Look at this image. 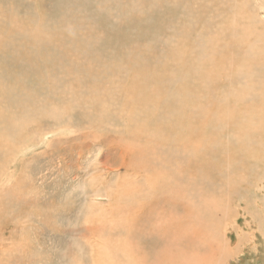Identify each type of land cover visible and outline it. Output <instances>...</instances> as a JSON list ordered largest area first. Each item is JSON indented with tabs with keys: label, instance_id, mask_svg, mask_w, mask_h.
I'll return each instance as SVG.
<instances>
[{
	"label": "rangeland",
	"instance_id": "1",
	"mask_svg": "<svg viewBox=\"0 0 264 264\" xmlns=\"http://www.w3.org/2000/svg\"><path fill=\"white\" fill-rule=\"evenodd\" d=\"M118 1L120 4L117 9L122 11L126 1ZM136 1L127 0L125 5L130 7V3ZM146 1L149 2L145 0L143 5L135 3L139 13L137 11L134 13V18L124 22L110 4L109 14L102 19L92 15L86 16L82 12V17L74 23L70 22V28H67L73 35H85L90 38L85 40L86 38L82 36L85 39H80L84 45L82 51L76 48V39L72 36L71 39L66 40L64 36L60 39L59 35L49 33L33 40L34 43L42 44L46 49H54L61 53L65 51V55H62V59L51 67L53 71L51 74L55 77L53 81L58 82L55 89H49L43 82L39 87L37 80L32 76L28 78L34 84L32 87H38L37 96L43 99L42 108L49 114L35 117V121L29 125L32 127H27L29 133L23 136L24 140L23 138L18 140L12 150L8 151L9 146H0V201H2L0 202V264H139L140 259L144 264H154L156 256H161L164 248L158 246L142 249L143 244L138 243L134 233L133 224L137 222L138 212L133 208L135 205H140V202H144L145 199H142V196L145 194L150 198L162 195L156 185V182L163 181L164 177V171L159 168L165 170L164 165L170 164L169 170L173 171L176 165H188L189 160H194L196 164L212 161V165L204 172H192L196 182L193 177L187 175V171L183 173L180 170L172 172L171 179L166 182L168 185L171 184L172 189L179 184L190 183V186L184 188L190 190L189 194H196L202 187V192L206 195L201 196L198 201H193V196H189L192 198H189L187 202H196V206L200 208L199 218L197 217L194 226L199 235L204 237L205 244L204 246L196 244L199 236L191 248L186 244L178 245L172 242L171 251L179 253L182 252V248H187L188 251L183 254L184 264H264V85L261 93L255 88L257 81H254L257 79L264 81V69L261 67L264 65V12H261V7L256 0H244L246 7L241 4V0H150L152 3L145 5ZM147 13L155 16L145 18ZM200 18L204 20L201 19L202 21L199 22ZM137 19L138 22L135 23L142 25L141 27H149L150 30L141 31L132 22ZM154 23L156 26L152 29L151 25L153 26ZM203 27L210 29V35L207 31L209 36L207 39L213 36L215 38L217 35L211 40L216 45L219 43L218 46L221 42L223 43L222 37L217 34L220 30L223 34H228L233 27H238L240 33L250 28L252 30L248 29L247 32L250 38L247 33L241 36L243 39L239 38L240 48L244 51L242 55L245 56L249 50L263 49L260 54L257 52L250 54L251 58L258 60V63L252 66L251 82L237 77L232 69L226 70L227 77L236 84V92L239 93L243 89L249 94L262 95L252 100L260 122L252 129L250 138L244 130L248 121L246 112L240 107L239 111L236 110L234 125L224 126L223 123L215 122L217 106L207 103L209 95L205 94L210 92L211 87L205 93L201 92L197 95L185 92L184 88L191 87L193 80L196 79L193 77L196 75L192 71L179 67L173 58L168 57L172 49L184 44V39L186 41L191 39L188 43L193 44H190L193 52L208 53L213 47L204 50L207 48L206 45H199L202 35L203 37L204 34L206 35L207 28L198 30ZM151 30L155 31L151 32ZM193 31L202 33L199 35L200 33H193ZM104 33L106 38L103 36ZM193 40L198 45L195 50ZM92 45L96 47L89 48L92 54L84 55L87 46ZM250 45L251 49H249ZM117 48L119 52L125 53V56L117 55L118 53L114 52ZM135 52L141 60L148 61L150 71L152 68H162L168 73L175 74L166 79L157 78L149 72L146 78L141 75L140 85L144 82L143 88L149 86L148 82L154 83L153 85L150 83L149 88L142 89L141 96L145 100L132 96L130 82L126 81L129 73H132L127 67L126 56ZM110 57L121 60L113 65V83L110 84L108 81L95 83V74L104 73L106 67H102L108 65ZM90 58L93 62L90 60L89 65L86 62H89ZM0 61L4 70L3 76L0 77L1 82L24 69L20 65L15 67L9 51H0ZM43 62L45 60H41V63ZM78 64H81V67H78ZM116 66L123 67L119 76L116 75ZM42 68L43 64H40V70ZM179 69L181 71H178ZM260 72L263 74L260 75ZM91 74H93L92 78ZM220 80L222 79H218V84ZM186 81L187 84H185ZM222 81L223 88L229 90L225 80ZM28 83L23 82L18 89L13 87V90L22 96V89L28 87ZM90 84H94L93 89L96 84L102 93L92 98L88 91ZM151 86L153 92L149 91ZM71 88L75 92L71 91ZM214 90L217 94H221L216 88ZM144 92L150 96L143 94ZM167 94L173 95L170 97ZM177 94L188 97L193 102L207 98L206 103L203 104L208 106L207 115H202L198 121L193 120L196 122H191L192 133L189 131L188 137L184 141H176V144H173L176 128L164 130L163 126H159V129L163 128L159 135L160 156L153 160L147 156L148 160H146L150 162V165L140 160L138 163L136 159L133 163L134 156H129L124 151L125 147L121 145V142L125 141L119 138V132L125 133V129L127 131L130 128V124L126 125L124 117H122L123 121H119L115 116L123 114L128 119L127 116L131 115L129 121H133L134 118L136 121H145L148 119L150 106L153 101H156L157 109L155 108L154 115L152 113L150 118L158 121L160 116L169 114L161 110L163 102L177 99L180 97ZM152 95L155 98L151 97ZM136 98L138 101L135 100ZM213 98H215L214 95ZM98 99L101 101L98 102ZM177 102H174L173 108ZM94 105L96 108H92ZM39 106L40 104H37L36 108ZM144 106H148V110H145ZM60 108L64 111L61 112ZM136 109L139 110L136 112ZM57 110L58 113H56ZM52 111L55 116L50 114ZM187 111L195 116L197 109H187ZM180 118L177 124L183 125V118ZM200 125H203L204 129L201 130ZM213 125L216 126L213 127ZM218 125L224 127L225 132L221 136L214 133ZM143 136L145 137V133ZM218 139L221 140L219 145L215 143ZM230 144L238 145L240 148L229 149ZM143 145H140L141 154L145 151L142 148ZM248 145L249 147H244ZM194 147L198 155L197 158L190 159L191 155L187 154L183 148L193 149ZM173 160L177 164L172 165ZM198 174L201 178H198ZM172 176L176 177L175 182L172 181ZM195 213L196 211L191 212L192 215L184 216L185 219H183L190 221ZM174 214L177 217L168 216V214L163 217L172 219L179 217L178 220L183 217L182 212ZM154 217L162 219V217ZM153 219L150 218L149 221ZM144 220L147 224L149 223L147 219ZM192 227L186 225L182 227L180 224V234L190 232ZM171 233L173 231L168 228L163 237L167 240ZM169 255L172 256V252L163 259L168 261L177 257H169Z\"/></svg>",
	"mask_w": 264,
	"mask_h": 264
},
{
	"label": "bare ground",
	"instance_id": "2",
	"mask_svg": "<svg viewBox=\"0 0 264 264\" xmlns=\"http://www.w3.org/2000/svg\"><path fill=\"white\" fill-rule=\"evenodd\" d=\"M124 1H126V2H124L123 10L119 11L117 9V6L120 4V3H118L119 2L118 0H36L35 2H33V0H30V1L29 0H0V51H9L12 54L15 67H17L18 65H20L21 67H24V69L22 71L16 72L11 77H9L8 79H6L2 82L0 81V146H3V145L9 146L8 151L12 150L14 148V146L16 145L15 143L18 140H21L22 138L24 140L23 136H25V134L29 133V131L27 130L28 129L27 127L35 121V117H41L43 115L49 114L47 111H45L42 108L43 99L38 98V96H37L38 95L37 94V92H38L37 88L38 87L37 86L35 88L32 87L34 84L32 83V81H29L28 78L30 76H32L33 79L37 80L39 85L41 84V82H43L44 85L47 86L49 89H55L58 82L53 81L55 79V77L53 76V74H51V72H53V71H51V67H53L54 64H57V62L60 59H62V55H65L64 54L65 51H64V53H61V52L55 51L54 49H46L42 44L34 43L33 40L37 39L38 37L42 38L43 36H45L49 33H51V35L53 34L55 36L59 35L60 39H61V37L64 36V38H66V40L71 39V36H72L76 39L75 40L76 48H78V50L82 51V47L84 45L80 39L86 38L85 40H89L90 38L85 37V35L84 36L83 35H73V34L69 33L67 28H70L69 27L70 22L73 21L72 23H74V22L78 21L82 17V12H84L86 16L92 15V16L96 17L97 19H102L109 14V11H110V10H108L109 4L111 7L112 6L114 7L116 13L122 18L123 22L129 21L128 19L135 17L134 13H136L137 11L139 13V8L136 7L135 3L141 5L142 3L145 2V0H137L135 3L134 2H132V4L130 3V7H129V5H125V3H127V0H124ZM148 1L149 2L146 1L147 3H145V5L148 3H152V1H150V0H148ZM256 2L258 5H260L261 12L262 11L264 12V0H256ZM245 3H246V1L241 0V4L246 7ZM215 9H216V7H215ZM218 12H217V14H219ZM241 13H242V11H241ZM146 16L154 17L155 15L147 13V14H145L144 17L146 18ZM161 18H163V17H161ZM207 18H206V20H207ZM201 19L202 18H200V20L198 19L199 22L204 20V18L202 20ZM152 20H154V19H152ZM143 21H144V19H143ZM222 21H223V18H222ZM132 22H134V23L138 22V19L134 20ZM196 22H198V21H196ZM204 22H206V21H204ZM224 24H223V26H224ZM135 25H137L141 31L150 30L149 27H141L142 25L137 24V23H135ZM154 26H156L155 23L153 26L151 25L152 29H155V28H153ZM236 26H237V24H236ZM238 27H233L228 34H223V31L222 30L219 31V28H217L219 31V33H217V34L220 35L223 39L222 40L223 43L221 42V45H219V46H218L219 43L216 45L214 43V41L211 40V39H215L217 35H215V38H213L214 37L213 36L214 34H213L212 35L213 37L211 39H207L209 37L207 34V31H209L208 33L210 35V29H208L206 27L207 28L206 35L204 34V37L202 35V38H201L202 40L200 41V43H199V41H197V43H199L200 46L206 45L207 48L204 50H207V49L213 47L206 54H203L201 52L197 53V51H194V52H196V54H193L194 53L192 51L193 47H191V45H190L192 43H190V44L188 43V41H190L191 39H189L190 38L189 37L188 38L189 40L186 41L184 39L185 38V36H184L183 37L184 42L183 41L182 42L184 44L186 42V44L185 45L183 44L182 46L180 45V47L177 46L176 49H172L171 54L168 56V57L173 58V60L178 63L179 67H181V68L183 67V69L185 68L187 71H192V73H194L196 75V77H193L196 79L193 80L191 87L186 86L187 88L185 87L184 91L189 93V94L195 93L197 95V93H201V92L205 93V91L209 90L210 89L209 87H211L210 92L205 93V94L207 96L209 95V97H208L209 101L212 100L213 101L212 103L207 101V98H201L200 100L193 102L190 98L185 97L181 94H177L178 96H180V97H177V99H175V100L169 99L170 101L163 102L164 104L162 105L163 107L161 108V110H165L166 112H169V114L168 115L165 114L164 116L159 115L160 117L158 116L159 117L158 121L155 120L154 118H153L154 120H152L150 118V116H152V113L154 112V110L156 108V105H157L156 101H153V104L150 106V108L148 106H144L145 110H148V108H149V110H148L149 112L147 115L148 119L145 121H142V120L136 121L135 118H134L135 121L134 120L129 121L128 119H130L129 117L131 115L127 116L128 119L123 114H117L118 116L117 115L115 116L119 121H123L124 119L122 117H124L126 125L130 124V128L127 131L125 129V133L123 131L119 132V138H120V140L125 141V142H121V145H124V147H125L124 151L127 152L129 154V156H134V158L132 159L133 163H135L134 160L136 159V161H138V163H140V161H142V162H146V164L150 165V162L147 161L148 160L147 156L152 160L158 158L157 156L161 152V149H160L161 138H159L160 137L159 135H161V133H162L160 131L161 129H163V128H161L162 126L164 127V130H166L165 128H176V135L174 138L175 141L173 144H176V141H184L188 137L189 131H190V133H192L191 129H190L191 128V122H196L193 120L198 121L202 115L203 116L207 115V112H208L207 107L208 106L206 107L203 105L204 103H206V101L209 104H215L217 106V109H215V111H217V112H215V120H216L215 122H217L218 124L223 123L224 126L227 124H231V125L236 124L234 119H235V116L237 115V113L235 115V112H236V110L239 111V107H240L248 115V119H247L248 121H247V124H246L244 130L247 133L248 138L252 137V133H251L252 129L255 127V125H258L260 122L258 115L255 111V105L253 104L252 100H253V98H256V97L260 98V97H262V95L259 94L256 96L254 94H249L247 91H244L243 89H241L239 91V93L236 92V88H237L235 86L236 84L234 83V81L231 78L227 77L228 71H226V70L232 69V70H234L237 77H239L245 81L251 82L250 79H251L252 74H253V67L252 66L257 64L258 60L251 58L250 54L253 52H257L260 54V52H262L264 48L259 50V51H257V49L255 51L249 50L246 52L247 54L245 56H243L242 53H244V51L241 50L239 42H240V39H243V38H241V36L242 35L244 36V33H247L248 29H250V28H246V29H244V31H242V33H240V29ZM206 28H204V27L198 28V30L199 29L202 30V29H206ZM193 30H195V29L193 28ZM196 30H197V28H196ZM211 30H213V29H211ZM251 30L252 29H250V31ZM256 30H253V31H256ZM152 31H155V30H151V32ZM199 31L198 32L195 31V32L197 34L200 33L199 35H201L202 32H199ZM147 32L150 33V31H147ZM195 32L193 31V33H195ZM118 33L120 34L121 32H118ZM187 33L189 34V32H187ZM105 34L106 33L103 34L104 38H106ZM82 36L85 38H83ZM248 37H249V34H248ZM92 38H95V37H92ZM245 38H246V35H245ZM249 38H247V39L249 40ZM96 39H98V38H96ZM177 39H179V38H177ZM101 40H103V39H101ZM7 41H11V42L6 43ZM193 41H195V40H193ZM179 42H180V40H179ZM194 43H195V45H194V50H195V47H197L198 45L196 44V41ZM51 45H53V44H51ZM89 48L92 49V48H96V47L94 45H92L91 47L87 46V50L84 52V55H88V54L91 55L92 54L89 52V50H90ZM249 49H251V45L249 46ZM196 50H198V48ZM114 52L118 53L117 55L125 56V53L119 52L118 48H117V51L114 49ZM126 58H128L127 67L132 72V73H129V77L126 80V81L130 82V87L132 88V89H130V93L132 96L135 95L136 97L141 98L142 100H145L144 98H142L143 96H141L142 89H144L147 86H145L143 88L142 85L144 84V82H142L143 84L140 85V82H141L140 80L142 79V77L146 78L147 72L151 73L153 76L160 78V79H166L168 77L175 76V74L168 73L165 69H162V68H157V69L152 68V70L150 71L148 61L147 60H141L136 52L135 53H129L128 56H126ZM41 60H45V62L41 63ZM74 60H76V59H74ZM87 60H88V58H87ZM90 60H91V62H93L91 58L89 59V62H86L89 65H90ZM118 61H121V60L119 58L118 59H111V57H110L108 65H104L102 67V68L106 67V70H104V73L102 75L100 73L95 74V76H96L95 83L97 81H99L100 83L104 82V81H108L110 84L113 83V78H112L113 65L116 64V62H118ZM125 61H126V59L124 60V62ZM40 64H43L42 70H40ZM77 66L81 67V64H78ZM261 67L264 69V65ZM73 68H74V66H73ZM102 68H99V69H102ZM115 69H117L116 75L119 76V74L123 70V67L116 66ZM177 69H176V71H177ZM180 69L178 71H181ZM259 70L262 71V69H259ZM95 71H97V70H95ZM188 73H191V72H188ZM3 74H4V70L1 66V61H0V77L3 76ZM71 74H72V72H71ZM259 74L262 75L263 73L260 72ZM141 75H142V77H141ZM67 76H68V74H67ZM73 76H74L73 78H75V75H73ZM183 76H184V74H183ZM92 77H93V74H91V78ZM219 78H221L222 80H225V84L227 83L229 90H225L223 88L224 82L222 80H220L219 84H218ZM259 78H260V76H259ZM185 79H184V81H185ZM180 81H181V78H180ZM254 81H257L255 83V88L260 90V92L262 93L264 81L259 80V79L254 80ZM23 82H26V83L30 82V83H28L29 84L28 87L22 89V96H20L13 90V87L15 89H18L20 87L21 83H23ZM106 83L107 82H105V84ZM148 83L150 86L151 82H148ZM187 83L188 82L186 81L185 84H187ZM87 84H89V83H87ZM153 84L151 83V85H153ZM181 84L182 83H180V85ZM93 85L90 84L89 89H88L92 98H94L95 96H98V94L102 93L97 88L96 84H95V88L93 89ZM180 85H178V87ZM149 86L147 88H149ZM39 87H41V85ZM63 87L64 86L62 85V88ZM214 88H216L218 90V92L221 94L220 95L217 94L216 91L214 90ZM174 89H176V88L174 87ZM70 90L73 91L72 88ZM146 91H147V89H146ZM149 91L153 92L152 86H151ZM73 92H75V91H73ZM128 94H129V90H128ZM143 94H147V93L144 92ZM147 95L150 96L149 94H147ZM213 95L215 96V98H213ZM73 96L76 97L75 95H73ZM102 96H104V94H102ZM168 96H170V95H168ZM250 96H253V97H250ZM151 97L155 98V96H153V95ZM78 98H79V96H78ZM80 99H81V97H80ZM231 99H232V101H230ZM236 99H238V101ZM135 100L138 101L137 98ZM157 100H158V98H157ZM179 100H180V102H179ZM48 101H50V100H48ZM99 101H101V100L98 99V102ZM175 101H178L179 103L177 102V104L173 108V104ZM65 102L67 103L68 100ZM71 102H73V99H71ZM89 102H90V100H89ZM146 103H147V101H146ZM37 104H40V106L38 108H36ZM50 105H51V103H50ZM55 107H57V106H55ZM92 108H96V105H94ZM195 108L197 109V112L195 113V116H192L191 112L187 111V109H195ZM38 109H41V110H38ZM59 110H61V108ZM133 110H129V111H133ZM137 110H139V109H136V112H137ZM62 111H64L63 108H62L61 112ZM92 111H94V110H92ZM53 112L54 111H52L50 114H52ZM56 113H58V110ZM118 113H119V111H118ZM164 113H162V115ZM52 115L55 116V114H52ZM96 115H98V114L96 113ZM135 115H134V117H135ZM153 115H154V113H153ZM57 116H58V114H57ZM156 117H157V115H156ZM180 117L183 118V120H182L183 125L177 124V121ZM263 117H264V115H263ZM52 119H54V117ZM131 119H133V118H131ZM100 123H102V122H100ZM126 125H124V126H126ZM159 126H161L160 129H159ZM202 126H201V130L204 129V128H202ZM215 126L213 125V127H215ZM31 127L29 126V128H31ZM210 131L212 132V129H210ZM122 132L124 134H127V135L122 134ZM203 132H205V130ZM215 132H216L217 136H221L225 132L224 127H220L218 125L214 130V133ZM143 133H145V137L143 136ZM162 140H163V138H162ZM167 140L168 139L166 138V142H167ZM197 140H198V138H197ZM28 141H29V138H28ZM139 142H140V144H139ZM164 142H165V140H164ZM220 142H221L220 139L215 141V143L217 145H219ZM142 144H144L142 148H144L145 151H144V153L142 152V154H141L140 145H142ZM181 144H182V142H181ZM164 145H162V147ZM175 147H177V145ZM244 147L247 148V147H249V145L244 146ZM238 148H240L238 145H233V144L229 145V149H238ZM183 150L187 151V154L191 155L190 159H193V157H196L198 155V151L195 150V147L193 149L183 148ZM178 152H176V153H178ZM170 153H171V151H170ZM192 161L195 165H193ZM181 162H182V160H181ZM211 162L196 164V162L194 160H189L188 165L187 164L181 165V166L176 165V169L173 171L169 170L170 164H165L164 165L165 170H162V168H159V169H161V171H164L163 172L164 173L163 181L156 182V185L159 189V192L162 195L153 196L150 198L149 195L147 196L146 194L145 195L142 194L143 195L142 199L143 198L145 199L144 202L142 203L139 200L140 205L138 204V205L134 206V208H133L134 211L138 212L137 213L138 216H136L137 220L135 219L137 222H136V224L135 223L133 224L134 233H135V237L137 238L138 243L143 244L142 249L150 248V247H158V246H159V248H164L162 255L156 256L154 264H184L183 254H185V252H187L188 249L187 248H182V249L180 248L182 250V252L177 253V252L171 251L170 245L172 242H176L178 245L179 244L180 245L186 244L187 246H189L191 248V246L194 244L195 240L200 236L198 233V230H196V227L194 226L197 219L199 218L198 212H199L200 208H198L196 206V202L194 203L193 201H195V200L198 201V200H200L201 196L206 195L202 192V190H203L202 187H201V190L198 191L196 194H189V193H191L190 190L184 189L185 186L186 187L190 186V183H188V182H187L188 184H179V185L183 186L182 188L178 185L175 189H172L171 184L169 183V185H168L166 180L171 179L170 176H171L172 172L180 170L183 173H185L187 171L188 172L187 175L193 177L194 181L196 182L195 175L192 172L193 171H197L196 173H199L200 171L204 172L210 165H212ZM175 163L177 164V162H174V160H173L172 165H174ZM128 166H130V165L128 164ZM140 166H142V165L140 164ZM195 167H196V169H195ZM148 170H149V168H148ZM151 171H153V170H151ZM156 173L158 174V172H156ZM175 178L176 177L172 176L173 182H175ZM198 178H201V176L199 174H198ZM202 183H203V181H202ZM8 190H9V188H8ZM11 191H13V190H11ZM145 192L147 193V191H145ZM8 194H9V191H8ZM13 194H14V192H13ZM8 196L11 197L10 195H8ZM16 196H20V195H16ZM189 196H193L194 200L191 201L193 203L187 202V200L189 198H192ZM12 198H14V197L12 196ZM0 202H2V201H0ZM9 205L12 206L11 202H9ZM194 211H196L195 215L193 216L194 220H192L193 219L192 217H191L192 219L189 218V220L190 219L192 220V221L190 220L191 222L188 221L187 219L184 220L187 215H190L191 212H194ZM179 212H180V214H181V212L183 213V217L180 220H178L179 217L176 219H172L171 217H163L167 214H168V216L169 215L176 216V214H174V213H179ZM154 216L162 217V219L161 218L156 219ZM150 218H154L153 221H149ZM144 219H147L149 221V223L147 224V222ZM155 219H156V221H155ZM180 224L182 227H184L185 225L187 227H189V226H193V227L191 228L190 232H184L183 234L182 233L180 234V228H179ZM168 228H170L173 231V233H171L169 235L170 238L166 240L163 237V235L168 230ZM145 241H147V242H145ZM198 243L200 246H204L205 239L203 236H200V238L196 244H198ZM171 252L173 255L172 256L169 255V257L177 256V257H175V259H169L168 261L163 259V257L168 256V254H170ZM139 264H144L142 259L139 260ZM194 264H197V263H194Z\"/></svg>",
	"mask_w": 264,
	"mask_h": 264
}]
</instances>
